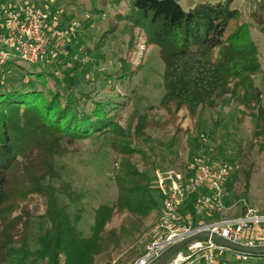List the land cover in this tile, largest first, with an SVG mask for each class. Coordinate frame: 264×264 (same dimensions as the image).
Returning <instances> with one entry per match:
<instances>
[{"label":"trees","instance_id":"trees-1","mask_svg":"<svg viewBox=\"0 0 264 264\" xmlns=\"http://www.w3.org/2000/svg\"><path fill=\"white\" fill-rule=\"evenodd\" d=\"M178 1L105 0L101 8L94 9L102 15L107 4L116 18L130 24L132 32L125 57L118 59L113 75L104 77L106 82L111 76L114 85L132 81L148 52L156 48L163 65L164 93L158 101L162 120H151L145 113L127 132L120 122L121 110L133 100V94L98 99L94 89H70L67 94L56 80L49 85V79L55 78L42 68L43 62L29 64L31 70L17 65L24 72L17 81L0 77V264L135 262L143 255L137 245L142 229L151 214L161 209L163 199L154 187L153 175L145 170L147 159L136 148V140L148 131L172 128L174 136L190 135L200 115L216 110L227 97L239 105L238 125L253 120L251 146L264 155V98L255 84L262 65L251 23L233 6L234 0H206L187 12ZM248 2L252 3L250 18L264 33V0ZM4 20L0 19V36ZM101 40L83 48L75 69L84 66V58L94 57ZM17 59L12 58L0 74H9ZM107 135L116 196L94 209L89 234L81 236L78 225L84 211L75 207L70 214L68 206H77L84 194L64 178L65 167L57 166L56 159L83 140ZM196 197L190 195L180 211L183 218L192 219L194 227L198 226L193 209ZM61 198L68 203L62 204ZM225 219L217 214L212 222ZM34 220L40 225L36 237L31 235ZM253 258L252 264H264V255H253L241 263ZM235 262L228 252L220 258V264Z\"/></svg>","mask_w":264,"mask_h":264},{"label":"rangeland","instance_id":"rangeland-1","mask_svg":"<svg viewBox=\"0 0 264 264\" xmlns=\"http://www.w3.org/2000/svg\"><path fill=\"white\" fill-rule=\"evenodd\" d=\"M18 1L24 6L41 9L48 14L46 34L50 44L42 68L47 69L55 78L49 79L50 86L56 80L57 87H62L67 94L70 89L74 92L94 89L98 94L96 99L133 94V100L121 110L120 122L127 132L131 131L136 118L145 113L149 114L151 120H162L158 101L164 93L163 65L157 57L156 48L148 52L143 68L132 81H125L120 86L114 85V76L107 82L104 80L107 74H114L119 64L118 59L125 57L126 45L132 33L130 24L116 18L107 4L102 15L95 13L94 9L101 8L105 0ZM204 1L206 0H179L178 4L187 12ZM233 6L240 10L252 25V37L259 48L262 65V71L256 77L255 84L262 91L264 98V33L259 31V26L249 16L252 3L248 0H234ZM9 9L10 1L0 0V19L5 18ZM122 9L123 13H127L125 6H122ZM136 32L135 30L134 34ZM100 38L102 40L99 51L94 53L92 59L84 58V66L75 69L82 59L83 48L92 47ZM139 48L142 50V46ZM140 57L141 52L138 53L137 61ZM17 65H23L30 70L33 68L17 59L16 64L14 62L10 65L9 74H0L1 79H20L24 72ZM96 77L101 78L96 81ZM108 88L111 90H105ZM238 109L239 105L227 97L216 110H206L200 115L197 128L195 127L190 135L174 136L173 128L166 132L152 130L135 142L136 148L145 154V170L151 175L156 171L174 169L189 176L192 168L200 162L218 163L227 167L228 175L222 190L223 209L219 213L212 210L201 211L197 215L200 224L212 222L217 214H222L226 219L237 218L242 215L245 206L264 213V155L257 151V147L251 146L253 120L243 125L236 123ZM136 161L138 157H135ZM56 164L65 167L64 178L84 194L77 206H68V212L72 214L75 207L83 209L78 230L81 236H87L93 223L94 209L102 203H110L116 196L109 136L77 143L70 148L69 154L57 158ZM139 168H144L141 163ZM61 203L67 204L68 201L61 198ZM155 219L156 214L153 212L142 229L137 242L141 250L148 242L149 231ZM39 234L40 225L34 220L31 224V235L36 237ZM169 261L167 264H170ZM234 261L236 262L231 264H243L235 258ZM252 263H255L254 258L244 264Z\"/></svg>","mask_w":264,"mask_h":264},{"label":"built area","instance_id":"built-area-1","mask_svg":"<svg viewBox=\"0 0 264 264\" xmlns=\"http://www.w3.org/2000/svg\"><path fill=\"white\" fill-rule=\"evenodd\" d=\"M9 1L10 9L1 26L0 69L14 56L31 65L44 62L50 44L46 34L47 12L24 6L18 0ZM227 175L226 166L203 162L197 163L189 176L174 169L156 171L153 184L163 197L161 209L155 212L156 219L143 255L133 264H154L170 247L201 232L210 237L186 244L170 264H194L198 260L204 264H220V258L227 252L238 261H247L253 256L221 246L211 236L233 245L264 249V213L253 207L245 206L237 218L198 223L196 227L189 216L180 215L192 194L197 195L193 202L197 215L203 210L219 213L223 209L222 190Z\"/></svg>","mask_w":264,"mask_h":264},{"label":"water","instance_id":"water-1","mask_svg":"<svg viewBox=\"0 0 264 264\" xmlns=\"http://www.w3.org/2000/svg\"><path fill=\"white\" fill-rule=\"evenodd\" d=\"M208 237H210V235L206 232H201V233L195 234V235L185 239L183 242L176 245L172 249H170L154 264H167V262L189 242H191L193 240H197L199 238H208ZM211 239L214 240L219 245L227 247V248L232 249V250L242 251V252L250 253L253 255H264V249H259V248L252 249V248H246V247H242V246H238V245H233V244L225 242V241H223V240H221L215 236H211Z\"/></svg>","mask_w":264,"mask_h":264},{"label":"crops","instance_id":"crops-1","mask_svg":"<svg viewBox=\"0 0 264 264\" xmlns=\"http://www.w3.org/2000/svg\"><path fill=\"white\" fill-rule=\"evenodd\" d=\"M1 26H2V24H1ZM13 59H16V56H14Z\"/></svg>","mask_w":264,"mask_h":264}]
</instances>
